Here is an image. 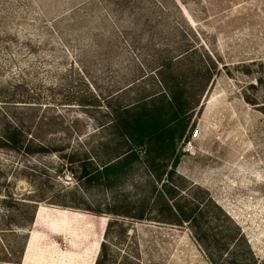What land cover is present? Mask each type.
Segmentation results:
<instances>
[{
  "label": "rangeland",
  "instance_id": "obj_1",
  "mask_svg": "<svg viewBox=\"0 0 264 264\" xmlns=\"http://www.w3.org/2000/svg\"><path fill=\"white\" fill-rule=\"evenodd\" d=\"M262 62L264 0H0V132L21 121L50 149L0 146V226L31 216L15 200H42L23 264H94L106 206L149 197L169 178L191 198L212 197L264 258V114L245 99L264 101ZM157 74L201 94L184 137L153 141L151 157L142 152L110 182L82 177L84 164L122 150L112 123L144 90L163 88ZM157 168L161 183L149 171ZM123 219L128 233L113 227L110 264H214L186 224ZM220 223L231 226L223 215Z\"/></svg>",
  "mask_w": 264,
  "mask_h": 264
},
{
  "label": "trees",
  "instance_id": "obj_2",
  "mask_svg": "<svg viewBox=\"0 0 264 264\" xmlns=\"http://www.w3.org/2000/svg\"><path fill=\"white\" fill-rule=\"evenodd\" d=\"M157 77L163 88L154 92L144 90V93L132 103L121 106L122 119L118 118V121L115 120L112 123L120 133L122 150L117 156L103 164L96 161L99 165L96 163L92 170H88V164H84L82 177L87 180L106 178L110 182L113 177L127 174L132 170L134 165L142 159V152L147 158L151 157L153 141H158L161 145L172 144L177 130L181 131L178 138L184 137L186 117L196 109L195 104L198 101L196 99L201 94L188 91L182 86L183 82L174 80L175 83L170 84L163 77L160 78L158 74ZM203 77L207 81L205 85H208L213 77L211 68H207ZM256 81L257 85L262 84V88H264V62H262V78H257ZM254 86V84L250 85L252 88ZM245 99L249 104L260 107L264 114V101L259 102L257 98L249 97H245ZM194 101L196 102L194 103ZM23 125L21 121L16 122L11 118L7 119L5 128L0 132V146L26 153L50 150L42 142H32L31 138L27 137ZM105 127L106 124H104ZM34 146L35 148H33ZM149 171L155 183L163 181L164 172H161L159 168ZM173 173L175 170L172 167L170 171L166 172L167 175ZM170 181L171 178L168 179V182ZM168 182H163L159 188L154 185L149 197H125L121 202L106 206V214L112 218L106 226L100 251L94 264H110L109 239L111 233L115 231L113 227L119 225L120 229L117 231L120 235L128 233V225L124 221H120L123 218L140 221L150 220L172 225H188L196 241L214 264H264V258H258L254 254L240 228L212 200V197L209 196L205 200L206 202H204V198L202 200L193 196L191 198L187 192L171 182L168 184ZM193 187H195L194 184L190 186V188ZM197 189L200 190L201 188L197 187ZM204 192L208 194V191L205 190ZM15 199L14 196H10V201ZM30 200H15L21 206L31 209L29 218L23 216V223L25 224H18L17 228H10L9 224L4 222L2 224L4 226H0V264H23V256L28 242L26 229L33 225L38 201H42L41 199ZM89 210L102 213L99 208L97 210L89 208ZM28 212L30 213V211ZM221 215L231 226L223 227L220 223ZM7 217L11 218V215H5V220L8 219ZM6 237L10 238L11 241L14 240V242L11 244V241L6 240ZM225 254L226 257L222 258ZM229 255L233 258L231 261L227 257Z\"/></svg>",
  "mask_w": 264,
  "mask_h": 264
}]
</instances>
